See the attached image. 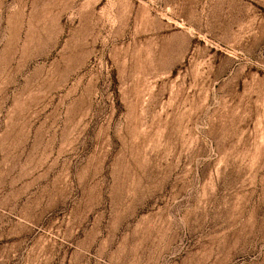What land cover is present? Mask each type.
Wrapping results in <instances>:
<instances>
[{
  "label": "rangeland",
  "instance_id": "rangeland-1",
  "mask_svg": "<svg viewBox=\"0 0 264 264\" xmlns=\"http://www.w3.org/2000/svg\"><path fill=\"white\" fill-rule=\"evenodd\" d=\"M0 264H264V0H0Z\"/></svg>",
  "mask_w": 264,
  "mask_h": 264
}]
</instances>
